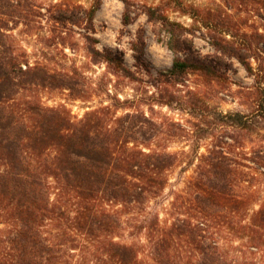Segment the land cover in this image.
<instances>
[{"label": "trees", "instance_id": "16d2710c", "mask_svg": "<svg viewBox=\"0 0 264 264\" xmlns=\"http://www.w3.org/2000/svg\"><path fill=\"white\" fill-rule=\"evenodd\" d=\"M40 9L0 0V264H264V69L249 61L258 62L259 54L251 52L246 33L216 32L218 15L205 11L202 25L215 55L202 56L187 28L148 7L174 56L150 84L155 91L147 104L191 118L183 124L148 116L136 98L107 88L105 104L75 118L64 104L47 105L42 97L60 89L86 100L96 91L80 86L86 77L78 68L52 66L50 49L68 45L58 24H75L73 10L50 5V25L41 34ZM97 9H82L90 25ZM19 26L42 47L29 52L14 32ZM262 27L254 33L264 54ZM143 46L139 35L132 43L135 67L145 65ZM89 55L107 74L136 80L119 50L90 48ZM224 58L255 80L248 113H222L189 85L190 75L220 80ZM245 134L259 142L244 146ZM202 139L208 142L200 151ZM177 140L189 142L188 149L169 150ZM182 164L192 174L171 190L161 216L150 201L162 197L171 171Z\"/></svg>", "mask_w": 264, "mask_h": 264}, {"label": "rangeland", "instance_id": "374dc122", "mask_svg": "<svg viewBox=\"0 0 264 264\" xmlns=\"http://www.w3.org/2000/svg\"><path fill=\"white\" fill-rule=\"evenodd\" d=\"M24 1V0H23ZM126 1V5H125ZM25 0L41 6L43 13L42 33L45 34L49 28L48 12L50 5L60 2L69 5L73 10L72 18L75 24H58L61 34L68 37V45L64 48L50 49L53 56L52 66L56 68L74 66L81 71L86 79L81 83V87L96 89L86 100L73 99L65 90H52L42 94L43 101L47 105L64 104L73 117L80 118L91 106H98L104 102L106 97L104 90L107 88L111 93H118L120 98H136L138 100L139 112H144L148 116L166 115L176 121L186 124L191 118L186 112L169 110L167 107L151 106L147 104L151 91H155L150 85L154 83L159 73H164L171 66L173 53L166 47L165 31L159 23L150 21L146 15L148 7H160L170 21L177 22L189 30V38L193 42L194 50L202 56L215 55L214 49L208 43V30L202 25L205 11L208 10L218 15V27L221 29L232 28L240 33L245 32V39L251 46V52L258 55V62L250 59L253 67L257 63L264 69V54L258 48L262 47V38H258L254 32H263L264 22L256 14L259 11L264 14V2H254L253 0ZM98 6V9L89 24L87 14L82 9H89ZM80 7V8H79ZM127 22V23H125ZM19 26L14 32L19 33L18 38L26 40L22 42L29 52H35L41 48L35 43L33 35H26ZM90 28H93L92 30ZM222 32V31H221ZM239 33V34H240ZM33 34V33H31ZM141 35L144 41L143 59L145 65L135 67L133 59L132 43ZM95 38L93 43L87 38ZM227 39L231 37L225 36ZM241 38H238L240 41ZM90 48L102 50L110 48L119 50L123 54L125 66L135 77V81L130 82L125 78H117L107 74L104 64L92 61L89 55ZM41 54V53H38ZM182 53L181 55H183ZM225 59L226 69H222L223 77L220 80L207 81L197 75H190L189 85L193 90L198 91L199 96L209 106L222 113L239 111L248 113L254 107L255 80L250 76L235 59ZM54 62V63H53ZM225 68V67H223ZM228 68V69H227ZM264 72V71H263ZM264 86V78L261 81ZM90 94V93H89ZM106 101L104 102V104ZM244 146L248 148L252 144L259 142L256 134L244 137ZM207 139H202L200 145L203 151L207 144ZM242 144V143H241ZM169 150L176 151L181 148L188 149L189 142L177 140L168 143ZM192 168L182 164L173 168L169 175V183L164 190L162 197L150 201L152 210H157L161 216L168 208L171 200V190H178L183 186L188 176L192 174ZM184 169V170H183ZM125 241H130V237L125 236Z\"/></svg>", "mask_w": 264, "mask_h": 264}]
</instances>
